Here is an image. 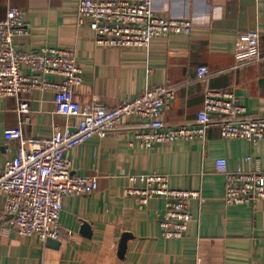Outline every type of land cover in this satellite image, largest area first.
Listing matches in <instances>:
<instances>
[{
    "label": "crops",
    "instance_id": "0c3cea01",
    "mask_svg": "<svg viewBox=\"0 0 264 264\" xmlns=\"http://www.w3.org/2000/svg\"><path fill=\"white\" fill-rule=\"evenodd\" d=\"M78 0H0V18L8 7L23 10L27 35L15 38L24 52L49 46L72 49L82 69V82L72 99L80 104L96 99L115 107L147 87L175 86L176 98L165 112L170 125L192 124L207 90L229 89L243 117L264 116V60L234 68V48L239 34L260 33L264 49V0H152L158 16L186 19L190 35L155 37L149 49L108 47L95 42L87 26L76 24ZM204 65L209 74L197 78ZM147 68L150 69L147 72ZM49 81L60 77L49 75ZM28 113L18 111L14 97L0 98V171L17 154L18 140L4 138V130L19 127L25 137L47 138L55 130H74L77 117L55 114L50 89L27 94ZM140 119L124 116L105 136L93 135L64 152L77 175L96 176L98 187L88 195H66L60 214L61 237L55 243L36 236L4 232L11 215L0 199V264H264V199L249 206L225 204L224 177L214 162L227 160L229 169H249L257 159L264 170V143L224 139L208 127L204 145L200 139L140 145L135 138ZM163 174L172 189L197 190L200 199L188 201L192 219L180 238L160 235L157 214L163 200L155 197L143 207L129 188V174ZM88 226L89 235L82 231ZM129 233L123 256L118 245Z\"/></svg>",
    "mask_w": 264,
    "mask_h": 264
},
{
    "label": "built area",
    "instance_id": "2783aa9c",
    "mask_svg": "<svg viewBox=\"0 0 264 264\" xmlns=\"http://www.w3.org/2000/svg\"><path fill=\"white\" fill-rule=\"evenodd\" d=\"M151 4L152 0H78L76 24L87 26L93 31L95 42L108 47L148 50L155 37L191 34L193 27L189 20L158 16ZM23 13L22 9L10 6L0 18V98L14 97L19 102L18 111L28 113L27 94L33 89H50L53 112L77 117L79 122L74 130H55L47 138L25 137L19 127L4 130L5 139L19 143L17 154L8 158L0 171V199L4 211L11 215L4 232L12 229L20 236H36L42 242L48 238L60 239L63 197L88 195L98 187L96 176L71 172L64 152L93 135L105 136L124 116L133 115L141 120L142 128L135 133V138L148 148L157 143L193 139H200L204 145L210 126L216 127L224 139L264 143V116L243 117L245 109L235 103L229 89L207 90L201 109L189 125H170L164 121L165 112L176 98L175 86L170 84L147 87L112 108L96 99L80 104L71 97L82 82V69L72 49L44 46L24 52L16 47L15 38L28 33ZM233 58L234 68L264 60L257 30L239 34ZM195 73L197 78H204L209 70L200 65ZM49 75L60 80L49 81L46 79ZM244 161L252 162L253 166L246 170L241 166L229 169L224 158L214 162L215 171L224 177L225 204L249 206L264 199V170L251 156L244 157ZM127 179L143 185L126 190L128 195L136 197L139 207L155 197L163 200V209L156 217L161 237H182L192 219L188 201L200 199L199 191L172 189L163 174H129Z\"/></svg>",
    "mask_w": 264,
    "mask_h": 264
},
{
    "label": "water",
    "instance_id": "95a60500",
    "mask_svg": "<svg viewBox=\"0 0 264 264\" xmlns=\"http://www.w3.org/2000/svg\"><path fill=\"white\" fill-rule=\"evenodd\" d=\"M81 229H82V231H85V233H87L89 235V231H87L88 226L85 223L83 224ZM129 237H130V234L127 233V232L122 234L121 239L119 241V245H118V255L119 256H123L124 251L126 249V242L129 239ZM46 241L51 242V243H55L56 242L55 239H50V238H48Z\"/></svg>",
    "mask_w": 264,
    "mask_h": 264
}]
</instances>
